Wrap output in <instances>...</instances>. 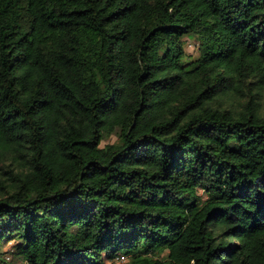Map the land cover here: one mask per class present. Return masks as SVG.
Returning <instances> with one entry per match:
<instances>
[{
	"label": "trees",
	"instance_id": "obj_1",
	"mask_svg": "<svg viewBox=\"0 0 264 264\" xmlns=\"http://www.w3.org/2000/svg\"><path fill=\"white\" fill-rule=\"evenodd\" d=\"M105 260L264 264V0H0V264Z\"/></svg>",
	"mask_w": 264,
	"mask_h": 264
},
{
	"label": "rangeland",
	"instance_id": "obj_2",
	"mask_svg": "<svg viewBox=\"0 0 264 264\" xmlns=\"http://www.w3.org/2000/svg\"><path fill=\"white\" fill-rule=\"evenodd\" d=\"M185 41H186L185 44H184L185 49L188 52H192L191 53L192 57H195L197 55V50L194 49L196 40L193 39L192 37H189V38H185ZM115 141H116V136H112L104 143H113ZM15 264H22V263L15 262ZM105 264H122V263H120V261H116V260L114 262L105 260Z\"/></svg>",
	"mask_w": 264,
	"mask_h": 264
}]
</instances>
